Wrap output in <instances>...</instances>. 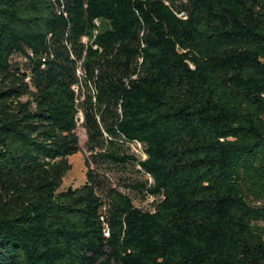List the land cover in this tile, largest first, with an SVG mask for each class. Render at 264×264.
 Here are the masks:
<instances>
[{"label": "trees", "instance_id": "16d2710c", "mask_svg": "<svg viewBox=\"0 0 264 264\" xmlns=\"http://www.w3.org/2000/svg\"><path fill=\"white\" fill-rule=\"evenodd\" d=\"M0 264H264V0H0Z\"/></svg>", "mask_w": 264, "mask_h": 264}, {"label": "rangeland", "instance_id": "374dc122", "mask_svg": "<svg viewBox=\"0 0 264 264\" xmlns=\"http://www.w3.org/2000/svg\"><path fill=\"white\" fill-rule=\"evenodd\" d=\"M18 62L23 63L24 61L22 58H19ZM23 100H26V98ZM78 124L80 126L77 130L80 140V152L62 161V163L68 167V170L60 181V191L67 190L68 188L80 189L87 181L88 167L86 161L90 159V152L87 148L88 138L86 130L82 126V114L78 117ZM129 147L130 148L128 150L127 148L125 149V153L135 155L141 160L146 158L144 150L138 148L137 145H132ZM90 167L104 180H107L112 188L120 189L122 192L128 194L137 207L145 209L150 208V204L152 203L153 199H144L139 193L133 192L131 190H125V188L122 186L124 183L136 184L138 182L142 183L150 180L148 175L138 172L139 168L128 166L123 170L119 167H104L102 165H97V163H91Z\"/></svg>", "mask_w": 264, "mask_h": 264}, {"label": "built area", "instance_id": "2783aa9c", "mask_svg": "<svg viewBox=\"0 0 264 264\" xmlns=\"http://www.w3.org/2000/svg\"><path fill=\"white\" fill-rule=\"evenodd\" d=\"M80 115H81V114H80ZM80 115H79V116H80ZM83 121H84V120H83ZM137 147L140 148V149H142V146H141V145H137Z\"/></svg>", "mask_w": 264, "mask_h": 264}]
</instances>
